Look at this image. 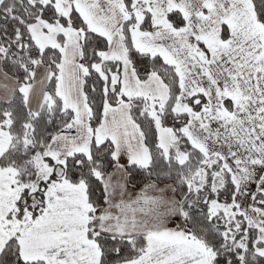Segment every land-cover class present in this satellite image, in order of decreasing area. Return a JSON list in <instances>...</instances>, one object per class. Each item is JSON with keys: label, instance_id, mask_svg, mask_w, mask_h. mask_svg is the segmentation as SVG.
Instances as JSON below:
<instances>
[{"label": "snow or ice", "instance_id": "1", "mask_svg": "<svg viewBox=\"0 0 264 264\" xmlns=\"http://www.w3.org/2000/svg\"><path fill=\"white\" fill-rule=\"evenodd\" d=\"M0 264H264V0H0Z\"/></svg>", "mask_w": 264, "mask_h": 264}]
</instances>
